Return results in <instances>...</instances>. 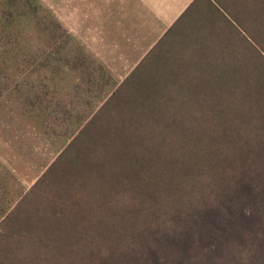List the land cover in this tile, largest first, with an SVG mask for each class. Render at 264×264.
Segmentation results:
<instances>
[{"label": "rangeland", "instance_id": "obj_1", "mask_svg": "<svg viewBox=\"0 0 264 264\" xmlns=\"http://www.w3.org/2000/svg\"><path fill=\"white\" fill-rule=\"evenodd\" d=\"M0 264H264V0H0Z\"/></svg>", "mask_w": 264, "mask_h": 264}, {"label": "trees", "instance_id": "obj_2", "mask_svg": "<svg viewBox=\"0 0 264 264\" xmlns=\"http://www.w3.org/2000/svg\"><path fill=\"white\" fill-rule=\"evenodd\" d=\"M184 162H185V161L179 163L178 166H180V165H181V167L186 166V163H184ZM231 229H232V228H231ZM221 233H222V234H225V235H224V238H225V237L227 238V234H229V231L226 230V229H223V230H221ZM132 235L135 236V237H143V236H141V235H139V234H136V233L133 232V231H132Z\"/></svg>", "mask_w": 264, "mask_h": 264}]
</instances>
